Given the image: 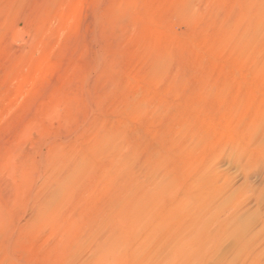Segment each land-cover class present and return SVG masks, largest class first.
<instances>
[{
    "label": "rangeland",
    "instance_id": "374dc122",
    "mask_svg": "<svg viewBox=\"0 0 264 264\" xmlns=\"http://www.w3.org/2000/svg\"><path fill=\"white\" fill-rule=\"evenodd\" d=\"M257 1L0 0V264H264Z\"/></svg>",
    "mask_w": 264,
    "mask_h": 264
},
{
    "label": "bare ground",
    "instance_id": "6f19581e",
    "mask_svg": "<svg viewBox=\"0 0 264 264\" xmlns=\"http://www.w3.org/2000/svg\"><path fill=\"white\" fill-rule=\"evenodd\" d=\"M253 2H254V0H253ZM258 5H260L261 7H259V6H257L256 4H255V7H259V8H261V10L263 11L264 10V0H258L257 2H256ZM260 10V11H261ZM262 11H261V13H262ZM262 15H264V13H262ZM29 84V83H28ZM103 139V138H102ZM105 140V139H104ZM106 142H107V150H108V148L110 149V146L112 145V144H110L111 142H109V141H107V140H105ZM102 142V141H101ZM115 142V141H114ZM99 143H100V141H99ZM98 145V144H97ZM101 145H103V144H101ZM96 147V146H95ZM99 147H100V144H99ZM98 146H97V148H99ZM104 147V146H103ZM103 147H101V148H103ZM105 148V147H104ZM113 148H114V144H113ZM106 149V148H105ZM105 149H103V150H105ZM95 150V149H94ZM100 150V149H99ZM115 150V149H114ZM102 151V150H101ZM112 151V150H111ZM110 151V152H111ZM110 152H108L107 151V153H110ZM116 151H114V153H115ZM94 153V152H93ZM97 153V152H96ZM105 153H106V151H105ZM113 153V152H112ZM102 154V153H101ZM111 154V153H110ZM109 155V154H108ZM112 156V155H111ZM117 157V156H116ZM81 158V157H80ZM79 158V159H80ZM125 158V157H124ZM127 158V157H126ZM78 159V158H77ZM77 159H75V160H77ZM85 159V158H84ZM127 159H129V158H127ZM126 159V160H127ZM75 160H71V161H73L72 162V164L70 163V161H69V165H66V166H64L63 167V169L61 170V172H60V174L56 177V178H54V180H53V182L50 184V185H48L47 186V188H49L50 190H51V195L48 197L47 196V198H43V202L41 203V204H39V219H45V218H47V216H48V214L51 212V210H53L54 209V207L58 204V202H60L61 201V199H63V198H66L67 199V197L69 196L70 198H71V195L73 194V189H74V185H75V183H76V181H77V179L81 176V175H83V171L86 169V171L85 172H88L87 170H89L88 168L89 167H87V166H89L88 164H86V163H88L87 161L88 160H86L85 159V161L84 160H82V162L84 161V163L82 164V163H80L78 160L76 161V162H79V164H77V163H75L74 164V162H75ZM130 160V159H129ZM118 161V159H112V166H110L109 168H105V169H103V171L104 172H107L106 174V176H108V174H109V176L111 175L110 174V172H114V174H115V172H116V170H117V167L115 166V164L116 163H114V162H117ZM125 161V160H124ZM119 162V161H118ZM130 162V161H129ZM90 164V163H89ZM128 165V164H127ZM133 166V165H132ZM125 167H126V164H125ZM135 167V166H134ZM134 167H130L129 168V166L127 167V168H129V171H131L130 169H132V168H134ZM122 169V168H121ZM120 168L118 169V170H121ZM124 169V168H123ZM96 170V169H95ZM126 170H128V169H126ZM123 171V170H122ZM129 171H127L128 173H129ZM97 171H95V173H96ZM101 172V171H100ZM125 173H126V171H124ZM123 172V173H124ZM93 173H94V171H93ZM94 173V174H95ZM118 173H121V177H123V181H124V183H125V180H124V177H126V174L123 176V174H122V172H120V171H118ZM105 174V173H104ZM102 176V175H101ZM105 176V175H104ZM103 176V177H104ZM108 176V177H109ZM115 176V175H114ZM117 176V175H116ZM115 176V177H116ZM118 176H120V174H118ZM53 177H54V175H53ZM112 177V176H111ZM114 177V178H115ZM121 177H117L116 179L118 180V178H121ZM129 178H130V176H128ZM101 178V177H100ZM110 178V177H109ZM127 178V177H126ZM125 178V179H126ZM128 178V179H129ZM107 179V178H106ZM111 179V178H110ZM109 179V180H110ZM122 179V178H121ZM121 179H119L120 180V182H122L121 181ZM104 180V179H103ZM108 180V179H107ZM113 182H115V179L113 180V179H111ZM116 180V183L118 182ZM127 180V179H126ZM51 181V180H50ZM119 182V183H120ZM49 183V182H48ZM108 183V182H107ZM127 183V182H126ZM125 183V184H126ZM122 184V183H121ZM128 185H129V180H128V183H127ZM107 185V184H106ZM123 186H124V184H122ZM121 185V186H122ZM108 186V185H107ZM122 186V187H123ZM126 187H127V185H125ZM124 186V187H125ZM121 187V188H122ZM122 188L124 191L123 192H119V190L117 191V192H119L120 194H122L123 196H121L120 195V197L121 198H123V197H125L126 196V194H127V191L126 190H128L126 187L125 188ZM128 187H130V186H128ZM117 188V187H116ZM118 189V188H117ZM120 189V188H119ZM50 190H48V192H50ZM129 192H128V194L129 195H131V196H133L132 194H130L131 192H130V189L128 190ZM116 192V191H115ZM126 192V193H125ZM119 193H118V195H119ZM125 193V194H124ZM50 194V193H49ZM115 194V193H114ZM111 196H112V193L110 194ZM116 195V194H115ZM118 195L116 196V198H118ZM128 195V196H129ZM141 196H134V198H130L129 199V197H127V200H122V201H115V200H113L114 198L113 197H115V196H113L112 197V199H111V201L113 200L114 202H115V204L114 205H116L117 206V208L119 209V211L117 210V219L119 220V223H120V226H121V224H122V226H125V224L126 223H131V222H133V220H135V219H137V216H138V213H140L139 211H140V209H142V208H144L147 204H148V198L149 197H147L144 193L143 194H140ZM148 195V194H147ZM119 197V198H120ZM118 198V199H119ZM120 198V199H121ZM109 199V198H108ZM124 199V198H123ZM69 200V199H68ZM112 201V202H113ZM63 202V201H62ZM121 202V203H120ZM65 203V202H64ZM105 204V203H104ZM112 206H113V203L111 204ZM115 206V207H116ZM111 209V208H110ZM111 210H113V209H111ZM115 210V209H114ZM55 211V210H54ZM57 211V210H56ZM59 211V210H58ZM107 211V210H106ZM105 212V211H104ZM104 212L102 213V214H104ZM52 213V212H51ZM50 213V214H51ZM101 213H99L101 216H102V214ZM109 213H111L112 214V212H109ZM54 214H56V212L54 213ZM109 215L107 214V218L109 219V217H108ZM112 217H114L113 216V214L111 215ZM115 216V217H116ZM55 217V216H54ZM53 217V218H54ZM98 217V216H97ZM96 217V218H97ZM95 218V219H96ZM99 218H101L102 219V217H100L99 216ZM107 219L106 217H104V215H103V219ZM98 219V218H97ZM96 219V220H97ZM113 219V218H112ZM95 220V221H96ZM99 220V219H98ZM97 220V221H98ZM114 220V219H113ZM92 221V220H91ZM100 221V220H99ZM116 221V220H115ZM115 221H114V223H115ZM44 222V221H43ZM100 222H102V221H100ZM117 222V221H116ZM93 223H94V218H93ZM111 224H113V222L111 223ZM117 224V223H116ZM115 224V225H116ZM132 224V223H131ZM114 225V226H115ZM93 226H95V225H93ZM113 226V225H112ZM119 227V226H115L116 227V230H114V232L116 231L117 233L119 232L120 234L121 233H123V232H127V230H123V229H125V228H123V227ZM96 227H97V225H96ZM99 227V226H98ZM97 227V228H98ZM111 227V226H110ZM115 227H113V228H115ZM112 228V227H111ZM110 228V229H111ZM92 229V228H91ZM94 229V228H93ZM93 229H92V231H93ZM90 230V229H89ZM95 230V229H94ZM91 231V232H92ZM89 232V231H88ZM125 232V233H126ZM93 234L95 233V231H93L92 232ZM97 233V232H96ZM111 233V232H110ZM114 234V233H113ZM114 237L116 236V238H117V236L118 235H113ZM113 236L111 235V236H109L110 238H113ZM101 241V240H100ZM104 241V240H103ZM102 241V245H103V248H104V250L103 251H105V245H104V243H106V242H103ZM107 242H108V240H107ZM99 244L101 243V242H98ZM107 244V243H106ZM97 246H98V244H97ZM96 246V248H97V252L98 251H100L99 249H101L102 248V246L101 247H97ZM95 248V249H96ZM96 252V251H95ZM102 252V251H101ZM97 255V254H96Z\"/></svg>",
    "mask_w": 264,
    "mask_h": 264
}]
</instances>
